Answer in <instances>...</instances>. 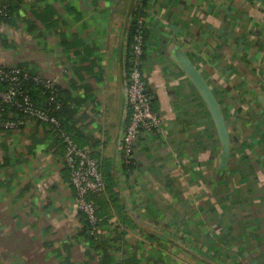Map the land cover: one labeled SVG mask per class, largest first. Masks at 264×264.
<instances>
[{
    "label": "crops",
    "instance_id": "obj_1",
    "mask_svg": "<svg viewBox=\"0 0 264 264\" xmlns=\"http://www.w3.org/2000/svg\"><path fill=\"white\" fill-rule=\"evenodd\" d=\"M0 67L54 80L59 120L110 192L83 233L65 147L35 122L0 130V264H264V0H0ZM143 9L146 94L161 124L120 144L129 31ZM213 92L229 150L179 62ZM107 193V189H106ZM96 207V206H95Z\"/></svg>",
    "mask_w": 264,
    "mask_h": 264
},
{
    "label": "built area",
    "instance_id": "obj_2",
    "mask_svg": "<svg viewBox=\"0 0 264 264\" xmlns=\"http://www.w3.org/2000/svg\"><path fill=\"white\" fill-rule=\"evenodd\" d=\"M7 13L0 9V17ZM143 21H138L130 44L131 65L127 78V108L130 116L124 128L120 153L124 163L134 162V153L143 133H149L161 124L152 109L143 80L144 37ZM32 82L44 89V107H38L24 90V84ZM62 110L60 91L54 80L34 75L17 66L0 67V130L12 131L39 122L48 125L65 147L64 163L74 191L78 210L85 216L91 232L99 231V218L90 195L105 191L103 167L93 151L76 144L66 133L57 113Z\"/></svg>",
    "mask_w": 264,
    "mask_h": 264
},
{
    "label": "water",
    "instance_id": "obj_3",
    "mask_svg": "<svg viewBox=\"0 0 264 264\" xmlns=\"http://www.w3.org/2000/svg\"><path fill=\"white\" fill-rule=\"evenodd\" d=\"M179 62L184 68L185 72L187 73L192 84L198 91L199 95L203 99L205 105L207 106L212 116L213 122L216 127V131L218 134L219 142L222 147L221 160H222V165H223L226 162L227 154L229 150V137H228L227 128L225 126V121L222 116V112L219 107V104L213 92L211 91L210 87L208 86L206 81L203 79V77L200 75L198 70L191 64V62L186 57H183L182 55L179 56Z\"/></svg>",
    "mask_w": 264,
    "mask_h": 264
},
{
    "label": "trees",
    "instance_id": "obj_4",
    "mask_svg": "<svg viewBox=\"0 0 264 264\" xmlns=\"http://www.w3.org/2000/svg\"><path fill=\"white\" fill-rule=\"evenodd\" d=\"M6 11V15L3 16V17H0V21L1 20H7L9 18V12L10 10L5 9ZM143 9H139L138 11H135L133 17H132V24H131V27H130V31H129V43L131 44L132 42V38H133V35H134V32H135V29L138 27V21H143ZM142 33H143V37H144V31H143V28H142ZM145 56V37H144V55H143V58ZM131 53H130V50H129V62H130V65H131ZM130 65H129V68H130ZM24 90L29 94V96L31 97L32 101L38 106V107H44V104H45V94H44V89L42 87H40L39 85H35L34 83L32 82H26L24 84ZM59 113H57V116L59 117ZM94 154V152H93ZM95 155V154H94ZM126 169L127 170H131L132 169V164L131 163H126ZM104 172V170H103ZM104 179H105V174H104ZM107 182L105 180V191L103 193H99V194H93V195H90L88 197L89 200H91L94 204L95 209L98 207V205H100V203L102 201L105 202V197L107 196L108 198H110V196L108 195V193L110 192V185H106ZM106 189H107V193H106ZM83 215V214H82ZM96 215L98 217V214H97V209H96ZM83 218H84V222H85V226H84V229H83V233H89L91 232V226L89 225L88 221L86 220L85 216L83 215ZM99 218V217H98ZM101 219H99V226L101 225Z\"/></svg>",
    "mask_w": 264,
    "mask_h": 264
}]
</instances>
